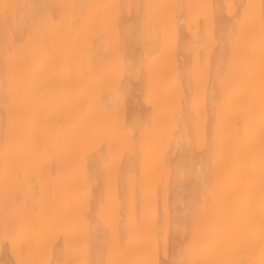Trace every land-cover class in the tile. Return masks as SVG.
<instances>
[{"label":"bare ground","instance_id":"bare-ground-1","mask_svg":"<svg viewBox=\"0 0 264 264\" xmlns=\"http://www.w3.org/2000/svg\"><path fill=\"white\" fill-rule=\"evenodd\" d=\"M0 264H264V0H0Z\"/></svg>","mask_w":264,"mask_h":264}]
</instances>
